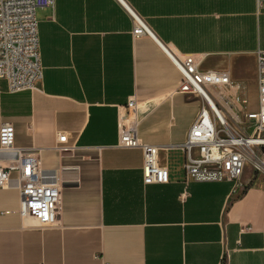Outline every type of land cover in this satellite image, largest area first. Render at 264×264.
I'll list each match as a JSON object with an SVG mask.
<instances>
[{
	"label": "crops",
	"instance_id": "crops-1",
	"mask_svg": "<svg viewBox=\"0 0 264 264\" xmlns=\"http://www.w3.org/2000/svg\"><path fill=\"white\" fill-rule=\"evenodd\" d=\"M54 1L36 10L41 86L9 93L0 78V124L13 125L14 146L42 149L61 212L56 225L39 227L17 212L16 182L0 188V264H221L225 253V264H264V173L245 168L237 192L226 181L184 178L179 147L201 100L177 91L181 76L159 45L227 71L239 97L252 83L256 109L264 4L123 0L155 36L134 38L119 0ZM131 97L137 136L161 148L168 183L144 184L141 149L116 146ZM60 131L71 152L56 149ZM10 157L0 150V163Z\"/></svg>",
	"mask_w": 264,
	"mask_h": 264
},
{
	"label": "built area",
	"instance_id": "built-area-1",
	"mask_svg": "<svg viewBox=\"0 0 264 264\" xmlns=\"http://www.w3.org/2000/svg\"><path fill=\"white\" fill-rule=\"evenodd\" d=\"M119 1L132 17L133 37L155 38L145 19L123 0ZM263 4L264 0H256V9ZM54 5V0H0V78L6 82L9 93L40 88L43 66L36 10ZM159 45L181 76L177 91L201 100L200 110L179 147L185 155L184 178L197 182L226 181L231 183L233 192L244 191L245 168L264 173V49H258L254 56L258 106L249 111L246 99L236 93L237 84L227 71L200 69L201 61L193 54H179ZM135 108V97H131L125 109L119 111L116 146L141 149L144 184L168 183L169 169L159 161L161 148L137 136ZM14 135L11 123L0 124V150L11 155L4 164L0 163V188L15 181L20 193L19 215L34 219L42 228L54 226L61 212L62 196L57 175L54 170L42 168L41 148L16 147ZM56 143L59 152L74 149V145L67 143L64 131H60ZM226 259L225 253L221 264Z\"/></svg>",
	"mask_w": 264,
	"mask_h": 264
},
{
	"label": "rangeland",
	"instance_id": "rangeland-1",
	"mask_svg": "<svg viewBox=\"0 0 264 264\" xmlns=\"http://www.w3.org/2000/svg\"><path fill=\"white\" fill-rule=\"evenodd\" d=\"M245 90H246V94L242 98L247 100L245 106L248 110H250L252 108H255V96H254L255 90H253V84L250 83L249 85H247Z\"/></svg>",
	"mask_w": 264,
	"mask_h": 264
}]
</instances>
